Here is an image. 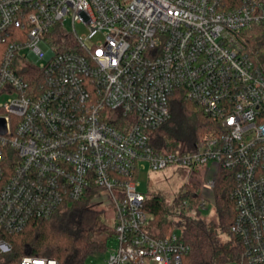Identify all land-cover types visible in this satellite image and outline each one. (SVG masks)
Returning a JSON list of instances; mask_svg holds the SVG:
<instances>
[{
	"label": "built area",
	"instance_id": "1",
	"mask_svg": "<svg viewBox=\"0 0 264 264\" xmlns=\"http://www.w3.org/2000/svg\"><path fill=\"white\" fill-rule=\"evenodd\" d=\"M257 26L264 0H0V264H61L16 259L7 238L88 193L114 206L94 255L183 264L182 233L153 232L137 177L147 166L201 172L197 213L216 205L219 170L232 171L243 249L226 264H264V65L246 45ZM177 89L217 127L194 147L161 151L149 133L171 117Z\"/></svg>",
	"mask_w": 264,
	"mask_h": 264
},
{
	"label": "trees",
	"instance_id": "2",
	"mask_svg": "<svg viewBox=\"0 0 264 264\" xmlns=\"http://www.w3.org/2000/svg\"><path fill=\"white\" fill-rule=\"evenodd\" d=\"M241 1L224 0L226 5ZM246 39L254 61L264 65V27H254L246 34ZM26 77L32 79L29 75ZM169 105V120L149 133L150 143L158 150L194 147L217 127L204 109L186 98L181 89L174 92ZM234 185V173L221 168L215 185L216 218L211 220L202 218L199 213L189 215L187 211H180L179 203L183 198L174 201L170 209L161 194L147 195L144 207L155 215L153 232L165 235L178 230L190 246L183 264H226L241 253L243 242L231 230L236 215L232 197ZM168 214L175 218L169 219ZM104 224L102 212L90 203L88 193L86 197L65 201L50 218L32 219L21 232L7 239L16 259L27 254L54 257L61 264H86L90 256L104 250L103 243L95 238Z\"/></svg>",
	"mask_w": 264,
	"mask_h": 264
},
{
	"label": "rangeland",
	"instance_id": "3",
	"mask_svg": "<svg viewBox=\"0 0 264 264\" xmlns=\"http://www.w3.org/2000/svg\"><path fill=\"white\" fill-rule=\"evenodd\" d=\"M79 31L82 32L83 28L78 27ZM1 55V54H0ZM6 95H1L0 100H5ZM138 180L140 182L139 189L147 195L154 193L161 194L164 197L166 205L173 209L174 201L179 198H189L192 202V207L188 210L181 209L180 211H187L189 215L196 214V205L199 202V191L202 185V173H188L185 168L174 167L167 168L164 170H152L148 166L142 168L138 172ZM189 193L187 197L185 194ZM193 193V194H192ZM192 196H194L192 198ZM95 207L102 212L104 223L109 226L114 225V206L107 204L106 202H100L95 204ZM199 215L206 219L211 220L216 218V208L210 205L199 211ZM169 219L175 218L173 214L167 215ZM223 239H226L225 235H222ZM116 244L114 238L108 240V246ZM110 254V250L107 249L99 255H92L86 260V264H108L107 260Z\"/></svg>",
	"mask_w": 264,
	"mask_h": 264
},
{
	"label": "water",
	"instance_id": "4",
	"mask_svg": "<svg viewBox=\"0 0 264 264\" xmlns=\"http://www.w3.org/2000/svg\"><path fill=\"white\" fill-rule=\"evenodd\" d=\"M5 125L3 119L0 118V132L5 133Z\"/></svg>",
	"mask_w": 264,
	"mask_h": 264
}]
</instances>
